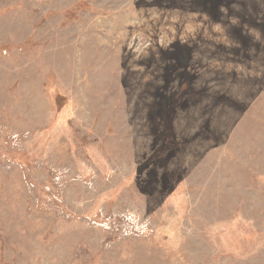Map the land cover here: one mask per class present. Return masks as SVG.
Returning a JSON list of instances; mask_svg holds the SVG:
<instances>
[{
	"label": "rangeland",
	"instance_id": "obj_1",
	"mask_svg": "<svg viewBox=\"0 0 264 264\" xmlns=\"http://www.w3.org/2000/svg\"><path fill=\"white\" fill-rule=\"evenodd\" d=\"M0 264H264V0H0Z\"/></svg>",
	"mask_w": 264,
	"mask_h": 264
}]
</instances>
